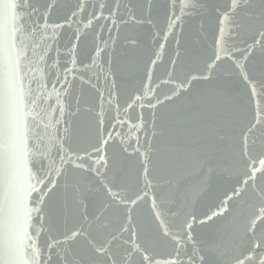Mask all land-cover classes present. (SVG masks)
I'll return each mask as SVG.
<instances>
[{"label":"snow or ice","instance_id":"obj_1","mask_svg":"<svg viewBox=\"0 0 264 264\" xmlns=\"http://www.w3.org/2000/svg\"><path fill=\"white\" fill-rule=\"evenodd\" d=\"M0 264H264V0H0Z\"/></svg>","mask_w":264,"mask_h":264},{"label":"water","instance_id":"obj_2","mask_svg":"<svg viewBox=\"0 0 264 264\" xmlns=\"http://www.w3.org/2000/svg\"><path fill=\"white\" fill-rule=\"evenodd\" d=\"M188 44L192 51L193 57H195L197 55V49L200 47V45H199V41L195 38L194 34L192 37L188 39ZM79 89H80V86L79 84H77L76 85L77 92L79 91Z\"/></svg>","mask_w":264,"mask_h":264}]
</instances>
